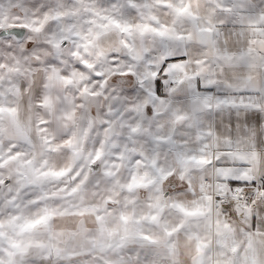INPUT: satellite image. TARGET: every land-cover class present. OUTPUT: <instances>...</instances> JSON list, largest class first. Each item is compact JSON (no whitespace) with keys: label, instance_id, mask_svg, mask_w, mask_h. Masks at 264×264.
<instances>
[{"label":"snow or ice","instance_id":"obj_1","mask_svg":"<svg viewBox=\"0 0 264 264\" xmlns=\"http://www.w3.org/2000/svg\"><path fill=\"white\" fill-rule=\"evenodd\" d=\"M0 264H264V0H0Z\"/></svg>","mask_w":264,"mask_h":264}]
</instances>
